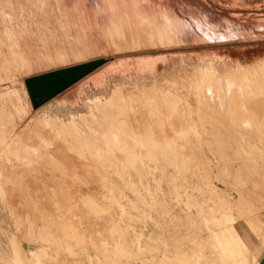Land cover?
<instances>
[{"label": "rangeland", "instance_id": "rangeland-1", "mask_svg": "<svg viewBox=\"0 0 264 264\" xmlns=\"http://www.w3.org/2000/svg\"><path fill=\"white\" fill-rule=\"evenodd\" d=\"M94 1L86 28L0 19V264H256L264 0H173L202 40L133 11L124 42ZM51 71L70 78L35 108L25 79Z\"/></svg>", "mask_w": 264, "mask_h": 264}, {"label": "bare ground", "instance_id": "bare-ground-1", "mask_svg": "<svg viewBox=\"0 0 264 264\" xmlns=\"http://www.w3.org/2000/svg\"><path fill=\"white\" fill-rule=\"evenodd\" d=\"M172 1L173 0H171V8H167L161 3L154 4V3H150V1L139 2V0H100V4L102 11L106 15L107 25L108 27H111L110 31L112 32L113 29L118 39L122 42L125 41L124 36L126 30L129 28L133 32L134 24L136 22L137 25L140 26V28L143 30V32L149 39L156 38L157 40L162 41L165 39H169L171 37L170 31L173 30V28L175 27L181 28L180 30H182L183 28H186L185 30H187L189 29V27H191L194 35L199 40H202V36L200 34L198 35L197 31L194 29V26H192L194 23L193 21L195 20L194 17L195 16L197 17L199 14H196L194 16L190 15L187 11L188 7H186L187 8L186 10L187 14H186V11L183 10V8L182 10H179L180 7L179 8L175 6L172 7V5L174 4L172 3ZM76 2L77 3H75L72 7H70L69 9L70 15H68V13L66 14V11L65 13H54L52 11L53 6H56L57 8L66 7L67 0H0V19L2 21H5V23H8L11 26L13 35L16 33V29L14 28V25L19 26V28H21L22 31L25 30L28 31L29 33L34 34L33 32L34 28H38L37 26L39 25L43 26L44 28H48L49 18H51L53 21L57 22L58 24H63L66 18L69 19L68 22H72L74 23V25H76L77 21L80 20L82 22L83 27L86 28L87 27L85 23L86 18H88V16L92 17L89 11L87 0H76ZM93 2L96 3L94 0ZM133 5H135V8L133 7ZM182 6L183 5H181V7ZM133 11L136 13V22L134 17L132 16ZM3 12L4 15L8 17V19L4 18ZM188 16H190V18L193 21L189 19ZM63 17L64 20H61ZM95 23L96 22H94L93 24ZM190 33L191 32H189V34ZM181 34L183 36V34L185 33L183 32ZM175 36H177V34ZM175 38L177 39V37ZM8 40L13 41L14 40L13 36H8ZM13 44H16V41L15 42L13 41ZM142 65L144 67V64ZM140 70H146V69H142L141 66ZM38 81H39L38 79H34L31 81V84L33 85ZM66 126L67 125H65V127ZM112 135L114 134L112 133ZM27 164H31V163H27Z\"/></svg>", "mask_w": 264, "mask_h": 264}, {"label": "water", "instance_id": "water-1", "mask_svg": "<svg viewBox=\"0 0 264 264\" xmlns=\"http://www.w3.org/2000/svg\"><path fill=\"white\" fill-rule=\"evenodd\" d=\"M61 73V71H51L27 77L25 85L30 95L33 97L36 94L43 93L45 96H51L60 90L67 84L70 78V75H61ZM34 79H38L39 81L32 85L31 81Z\"/></svg>", "mask_w": 264, "mask_h": 264}, {"label": "crops", "instance_id": "crops-1", "mask_svg": "<svg viewBox=\"0 0 264 264\" xmlns=\"http://www.w3.org/2000/svg\"><path fill=\"white\" fill-rule=\"evenodd\" d=\"M51 96H45L43 93H39V94L34 95L33 99H32L33 107L36 108L40 103L49 99ZM255 262H256V264H264V242L259 244V249L255 255Z\"/></svg>", "mask_w": 264, "mask_h": 264}]
</instances>
